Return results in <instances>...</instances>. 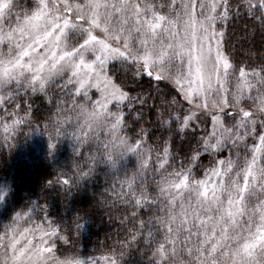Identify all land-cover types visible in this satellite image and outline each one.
Returning a JSON list of instances; mask_svg holds the SVG:
<instances>
[{
    "label": "snow or ice",
    "instance_id": "snow-or-ice-1",
    "mask_svg": "<svg viewBox=\"0 0 264 264\" xmlns=\"http://www.w3.org/2000/svg\"><path fill=\"white\" fill-rule=\"evenodd\" d=\"M241 11L264 31V0H0V107L56 85L70 97L57 123L80 110L74 134L78 143H96L93 164L115 170L128 154L136 158L120 195L134 218L141 208L151 212L130 230L155 245L150 264H264V58L234 65L217 31L218 21ZM112 61L134 69L132 80L146 74L170 81L182 97L165 99L171 111L166 118L161 111L160 119L168 137L155 146L124 134L122 105L146 101L113 81ZM177 138L180 151L173 152ZM92 172L89 166L62 183L76 187ZM38 210L32 202L4 226L0 264H49V254L59 251L54 238L67 243L47 215V224L33 218ZM99 261L118 264L105 256Z\"/></svg>",
    "mask_w": 264,
    "mask_h": 264
},
{
    "label": "trees",
    "instance_id": "trees-1",
    "mask_svg": "<svg viewBox=\"0 0 264 264\" xmlns=\"http://www.w3.org/2000/svg\"><path fill=\"white\" fill-rule=\"evenodd\" d=\"M217 28L224 32L223 48L234 65L254 66L264 58V31L253 17L241 11L239 17L230 15L228 21H218ZM133 71L122 67L119 61L109 64L113 81L131 97L139 96L146 101L141 104L139 99L132 100V108L128 107V101L124 102L122 110L127 117L124 134L133 142L141 139L145 147L155 146L159 137H168V125L162 126L160 119L161 111L165 118L171 111L165 99L176 96L182 100V97L170 82H158L155 76L144 74L143 79L139 76L130 79ZM69 87L75 95L72 86ZM66 91L53 85L47 94L21 93L14 103L0 107V182L8 190L0 200V232L17 212L27 211L36 202L40 206L39 216L33 218L38 223L53 221L52 227L58 228L59 235L67 240L65 243L59 236L54 238L57 254H76L82 260L91 258L99 263L102 262L99 258L105 256L118 264H150L155 245L146 244L142 235L130 230L134 225L139 228V221H147L151 212L141 208L134 218L135 209L120 195V181L125 178L124 172L130 174L136 167V158L128 154L115 170L107 163L93 164L89 157L96 153V143H78L74 122L57 123L62 119L58 108H66L70 103ZM183 104L189 107L185 101ZM5 109L15 115H7ZM15 120L21 122L13 123ZM49 144L53 147L49 148ZM172 151H180V138ZM176 161L179 164V155ZM89 166L93 167L92 175L80 180L76 187L62 183L78 171H87ZM123 191H127L126 186ZM45 215L48 221L43 219Z\"/></svg>",
    "mask_w": 264,
    "mask_h": 264
},
{
    "label": "clouds",
    "instance_id": "clouds-1",
    "mask_svg": "<svg viewBox=\"0 0 264 264\" xmlns=\"http://www.w3.org/2000/svg\"><path fill=\"white\" fill-rule=\"evenodd\" d=\"M79 109H76L75 112L73 113L72 115V118H71V121L70 122H74L76 121L77 119V114L79 113ZM7 188L3 185L2 182H0V200H2L4 198L5 195H7ZM71 259L73 261L75 260H82V258L76 254H64V255H61V254H57V252H53L51 254H49V257H48V261H49V264H56V262L58 260H64V259Z\"/></svg>",
    "mask_w": 264,
    "mask_h": 264
},
{
    "label": "rangeland",
    "instance_id": "rangeland-1",
    "mask_svg": "<svg viewBox=\"0 0 264 264\" xmlns=\"http://www.w3.org/2000/svg\"><path fill=\"white\" fill-rule=\"evenodd\" d=\"M217 31H219L218 28H217ZM65 79H66V77H65ZM168 82H170V81H168ZM170 83H171V82H170ZM171 84H172V83H171ZM172 85L174 86V84H172ZM174 87H175V86H174ZM175 88H176V87H175ZM73 90H74V88H73ZM89 94H90V96L92 97L93 100L99 98V93H98L95 89H91L90 92H89ZM185 102L187 103V101H185ZM187 104H188V103H187ZM188 106L191 107L190 105H188ZM109 107L112 108L113 106L110 105ZM99 264H103V262H100Z\"/></svg>",
    "mask_w": 264,
    "mask_h": 264
}]
</instances>
